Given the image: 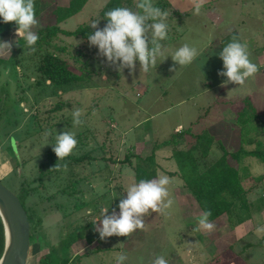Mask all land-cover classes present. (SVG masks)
I'll return each mask as SVG.
<instances>
[{
    "label": "rangeland",
    "instance_id": "rangeland-1",
    "mask_svg": "<svg viewBox=\"0 0 264 264\" xmlns=\"http://www.w3.org/2000/svg\"><path fill=\"white\" fill-rule=\"evenodd\" d=\"M107 1L86 0L78 13L59 26L73 30L80 24L91 23ZM246 1L206 0L201 14L194 15L191 0H152L155 7L166 4L164 10L169 13L165 21L168 37L159 41L169 56L162 63L158 59L157 68L148 73L140 71L138 60L134 73L130 74L127 68L119 72L115 66H108L106 58L97 55L98 48L90 47L88 39L59 33L50 50L59 53L72 70L84 76L56 94L51 93L46 82L36 84L40 80L36 62L43 49L35 46L33 52L25 44L21 48L16 38L10 37L12 49L16 50L12 55L0 57V95L7 97L0 117V182L22 199L29 217L30 249L26 264H38V258L51 247L58 257L71 256L68 264H117L118 254L127 256L125 264H151L158 255L164 256L169 264H264V234L257 236L255 232L258 226H264V162L254 156L241 157L240 163L249 171L243 184L250 188L247 198L253 200L248 209L250 217L245 216L241 221L234 218L231 222L222 215L211 221L216 228L207 233L198 229L197 218L202 210L182 179L168 174L177 170L173 148L189 147L194 141L191 134L183 133L173 146L155 148L180 130L190 128L194 134L206 128L215 138L209 159L222 154L218 142L228 152H236L241 145L248 149L263 145L264 149V63L261 62L264 54L256 53L253 63L260 70L242 86L235 83L221 86L227 77L218 75L223 70L219 53L233 38L227 37L222 46L224 33L237 31L240 42L242 39L248 42L244 44L250 52L254 45L264 43V26L259 23L264 9H254L245 5ZM69 2L35 0V9H41L42 16H36L40 23L34 30L50 22L48 14L52 8L68 6ZM176 10L189 12L173 21ZM260 32L263 38L258 43L253 40L254 45L249 43L248 39H255L253 36H259ZM184 44L197 48L199 55L190 65L175 64L176 71H169L175 63L170 55ZM54 46L65 49L57 52ZM244 102H251L257 113L253 124L245 130L237 123L238 110ZM58 103L69 106L52 111ZM77 108L84 110L81 117L84 123L78 126L73 124L72 117ZM66 130L89 134L86 144L78 143L72 154L89 152L95 159L72 163L66 170L63 167L59 172L45 175L41 183L37 176L39 165L47 160L56 135ZM103 138L105 146L112 148L110 151L98 148ZM247 139L251 142H246ZM152 151L159 167L141 178L168 176L172 207L164 214L146 216L144 230L138 229L129 237L114 235L101 240L98 235L92 241L85 237L67 248V237H74L81 226L92 223L101 208H109V214L112 209L118 213L119 201L127 195L125 189L137 182L132 166L120 161L108 162L105 156L122 160L127 154L144 157ZM228 158L237 165L230 155ZM24 178L29 188L38 187L29 190L25 199L21 190ZM113 194L117 196L113 198ZM93 231L86 228L84 233L88 236L96 233Z\"/></svg>",
    "mask_w": 264,
    "mask_h": 264
},
{
    "label": "clouds",
    "instance_id": "clouds-1",
    "mask_svg": "<svg viewBox=\"0 0 264 264\" xmlns=\"http://www.w3.org/2000/svg\"><path fill=\"white\" fill-rule=\"evenodd\" d=\"M206 0H191L193 14H201ZM139 11L128 7H115L104 13L107 23L103 28L98 27L99 19L93 20L90 26L95 29L88 36L89 46L98 48V56L106 58L109 67L115 66L119 72L125 68L130 74L135 72L136 61H139L140 71L148 73L157 68V61L162 63L169 55H165L159 41L168 37V25L165 22L169 16L168 11L155 7L152 0H137L135 5ZM0 18L4 23L15 22L16 36L25 42V46L35 51V45L39 35L34 29L39 26V20L35 12V0H0ZM17 39V40H18ZM12 42L0 41V53L11 54ZM199 55L198 49L187 44L179 47L173 54L175 62L169 71H176L175 64L179 66L190 65ZM223 61V70L218 75L227 77L221 86L229 83L244 85L260 70L257 64L250 59V53L246 44L241 43L235 37L223 47L219 53ZM84 110L77 108L72 112L73 124L81 125L84 121L81 117ZM78 141L75 133L63 131L56 135L53 144V152L58 160H64L70 156L76 148ZM46 145V144H45ZM54 167H59L57 164ZM66 170V165L64 166ZM171 180L168 176H158L154 179H141L127 186L126 197L120 199L119 212L109 208H101L100 215L91 220L94 231L99 233L101 240H107L112 236L129 237L132 233L145 228V217L152 213L164 214L172 207L169 185ZM117 196L113 194V198ZM211 209L204 210L197 218L198 229L212 233L216 225L210 221ZM257 236L264 234V226L255 229ZM117 264H125L127 256L118 254ZM151 264H169L162 255H158Z\"/></svg>",
    "mask_w": 264,
    "mask_h": 264
},
{
    "label": "trees",
    "instance_id": "trees-1",
    "mask_svg": "<svg viewBox=\"0 0 264 264\" xmlns=\"http://www.w3.org/2000/svg\"><path fill=\"white\" fill-rule=\"evenodd\" d=\"M160 1L157 0V2ZM85 2L86 0H70L68 6H57L52 8L50 10L51 13L48 14L50 22L47 24L45 23L44 25H41L39 28L34 30L39 35V40L37 41L35 46L39 50L41 48L43 49L41 57L38 58L36 62V72L40 79L37 80L36 84L43 85L46 82L50 85L52 94H56L59 89H66L73 83H76L78 80H82L84 76L83 73L77 74L74 70H72L68 61L61 57L59 53H53L50 50V47L54 45L52 41L56 37H58L59 33L72 37H80L83 39H88V36L94 33L95 29L90 26V23L80 24L73 30L61 28L59 26L60 23L78 13L82 9ZM115 7H128L132 9L133 7H135L134 0H108L100 10L99 16L95 19H99V28H103L107 23V19L104 17V13ZM165 7L166 4H163L161 5L160 9L164 10ZM35 12L36 16H42V14L39 15L40 12H42L41 9L37 8L35 9ZM188 12L189 11H184V13H182L176 10V12H174L176 14V18L173 21L182 19L184 14L186 15ZM0 26H2L0 32L5 31L6 29H16L17 27L15 22L4 23L2 18H0ZM225 34L226 37L222 42V46H224L225 40L229 36V38L235 37L238 41H240V35L235 30ZM233 38L231 39L233 40ZM17 42L20 43L19 45L21 48L25 44L23 40L18 39ZM54 47L57 52L61 50L64 51L65 49V47L61 46ZM79 53L80 52H78V54ZM6 98V95H0V117ZM66 106L69 105L58 103L56 104V106H54L52 111H59ZM34 116L37 117L38 115ZM256 117L257 113L255 112V108L252 103H245L243 104L242 108L238 110L237 123L239 125L241 124L243 130H245L253 124V120ZM58 125L61 124L59 123ZM68 125L70 126L71 123H68ZM183 133L191 134V137L194 139V141L190 142L189 147L173 148L172 156L175 163L177 164V170L169 171L168 174L172 176L176 175L182 179L184 186L189 190L193 199L197 203V206L202 210V212L206 209H211L212 215L209 217L210 221H213L218 217H221L222 215H226L231 222L234 220V218L237 219V221H241L245 216H248L249 218L250 214L248 212V209L252 207L253 200L250 201L247 198V194L250 188L245 187V185L243 184L245 179L249 177V171L247 167L240 162L242 156H254L264 162V149H262L263 145L261 148L252 149H248L244 145H241V148H239V150H237L236 152H228L224 145L221 142H218V146L219 148H221L222 154L219 157H214V159H209L208 156L210 155L213 144L215 142L214 135L208 132L206 128L202 132L194 134L192 133V129L186 128L180 130L179 132L173 133L171 136L172 138H170L169 140L157 143L155 148H159L164 145L173 146V144L177 142V138L179 136H182ZM75 136L78 143L86 144L85 140L89 137V134L76 132ZM96 136L97 135L93 137H95V140L97 141ZM246 142L250 143L251 139H247ZM105 147V138H103L98 148H100V150L103 149L104 152L110 151L112 149L110 146L106 148ZM113 149L116 150L115 148ZM229 155L237 161V165H234L230 162L228 158ZM133 157L135 158V161H133ZM94 159L95 156L91 155L89 152H84L80 155L71 154L64 160H58L53 150H51L47 153V160L39 165L37 176L42 183L43 176L54 172H59L65 165L71 166L72 163L79 164L84 161L90 162ZM105 159L108 162L110 161L111 163L120 161L132 166L133 171L135 172L137 177V182L142 179V175H145L146 172L151 169H155L156 171L159 167L158 163L155 160V151H152L151 154L144 157L137 153H131L125 155L122 160H116L115 158H112L111 155L105 156ZM56 164L59 166L58 168L54 167ZM21 188L23 199H25L29 194V190L34 191L38 187L29 188V182H27L26 178H24V181L21 184ZM64 191L65 190H62V192ZM20 200L23 204L22 199ZM86 228H91V230L93 231V223L81 226V231L75 232L74 237H67V242L65 241L67 248H70L75 240L86 237L87 241H92L95 237H98L99 233L97 232L87 236L84 233V230H86ZM4 247L5 229L0 216V258L3 254ZM71 258L72 257L68 254L64 257L56 256L54 247H51L46 253L38 258L37 262L38 264H68Z\"/></svg>",
    "mask_w": 264,
    "mask_h": 264
},
{
    "label": "water",
    "instance_id": "water-1",
    "mask_svg": "<svg viewBox=\"0 0 264 264\" xmlns=\"http://www.w3.org/2000/svg\"><path fill=\"white\" fill-rule=\"evenodd\" d=\"M0 216L5 229L0 264H26L30 249L29 217L19 197L1 182Z\"/></svg>",
    "mask_w": 264,
    "mask_h": 264
},
{
    "label": "crops",
    "instance_id": "crops-1",
    "mask_svg": "<svg viewBox=\"0 0 264 264\" xmlns=\"http://www.w3.org/2000/svg\"><path fill=\"white\" fill-rule=\"evenodd\" d=\"M241 2H243V0H241ZM262 2H263V4H262ZM245 5H252L253 7H254V9H257V8H263L264 9V0H247L246 1V3H245ZM248 9H250V8H248ZM258 10V9H257ZM261 20H259V23H262V25L264 26V17H262V18H260ZM16 35V33H15V29L14 28H12V29H7V30H5V31H3V32H0V41H9L10 42V37L11 36H13V38H16V40H17V36H15ZM225 34V33H224ZM240 35V34H239ZM258 35H255V36H253V37H255V39L254 38H252V39H248V41H249V43H252L253 44V40H255L256 41V43H258V41H259V39H262L263 38V36H262V33L260 32L259 33V36L257 37ZM240 37H241V35H240ZM12 41H14V39L12 40ZM262 41H264L263 39H262ZM15 42V41H14ZM241 42H243V43H248V42H246L244 39H242L241 40ZM13 43V42H12ZM262 43V42H261ZM251 45V44H250ZM254 45V44H253ZM259 46V47H258ZM253 48H254V50H252L253 52H255V53H253V52H250L249 51V49H248V51H249V53H253V55L252 54H250V59H251V61L252 62H254L255 61V59H256V53H258L259 51H262V53L264 54V43H263V45L262 44H260V45H254L253 46ZM252 48V49H253ZM258 49V50H257ZM14 50H16V49H12L11 50V55H12V53L14 52ZM6 52L5 53H0V57H2L3 55L4 56H6ZM9 56V55H8ZM263 61V63H264V58H262V60H261V62ZM229 107H231V106H229ZM191 123H193V122H191ZM191 125V124H190ZM192 126V125H191ZM29 257V256H28Z\"/></svg>",
    "mask_w": 264,
    "mask_h": 264
}]
</instances>
